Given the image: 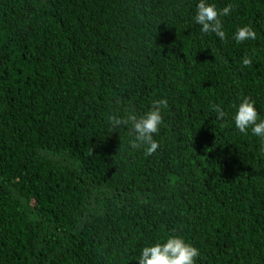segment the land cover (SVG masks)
<instances>
[{
	"label": "trees",
	"instance_id": "1",
	"mask_svg": "<svg viewBox=\"0 0 264 264\" xmlns=\"http://www.w3.org/2000/svg\"><path fill=\"white\" fill-rule=\"evenodd\" d=\"M0 264H264V0H0Z\"/></svg>",
	"mask_w": 264,
	"mask_h": 264
}]
</instances>
